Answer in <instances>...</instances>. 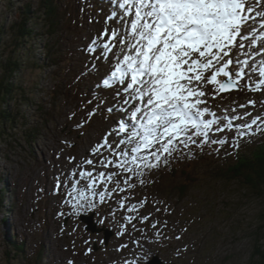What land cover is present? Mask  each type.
Listing matches in <instances>:
<instances>
[{"label":"rangeland","instance_id":"obj_1","mask_svg":"<svg viewBox=\"0 0 264 264\" xmlns=\"http://www.w3.org/2000/svg\"><path fill=\"white\" fill-rule=\"evenodd\" d=\"M54 1L62 12L67 11L56 30L49 25L43 0H0V26L4 24L8 29L2 42L11 40L10 27L22 21L34 36L28 44L14 49L20 58V70L13 80L17 89L27 90L32 104L22 100V95L17 96L18 102H9L10 110L19 112V119L0 139V264H124L138 255L148 261L157 255L166 264H251L257 247H264V195L244 180L228 175L236 159L231 144L222 148L210 144L211 154L204 153V158H198L200 148L195 145L182 149L170 158L166 165L170 164V169L160 164L146 171L144 185L134 178L131 183L136 187L126 192L113 191L115 185L108 184L111 197L106 195L105 202L100 203L96 196V207L87 215L93 212L97 227L114 234L105 245L104 231L94 234L86 230L80 220L83 214H78L73 207L75 201L68 196L71 186L75 180L80 181L78 187L85 186L92 178L82 179L79 172L93 171L96 191H103L105 185L99 182L98 173L118 171L112 167L93 170L92 165L81 164L88 159L109 157L107 151L98 157L91 155V150L123 115L106 110L117 103L116 99L105 101L115 97L117 89L97 87L113 70L109 66L111 58L96 60L86 51L93 37L104 29L105 18L114 5L110 0ZM108 27L119 25L113 21ZM59 40L64 50L70 48L72 52L71 77L68 72H57L55 66L46 67L45 58ZM5 54L1 53L3 63L8 61ZM212 87L208 85L205 91L211 94ZM249 100H255L257 106L238 107ZM262 101L264 92L245 88L221 93L209 101V107L218 114L225 107L264 114ZM89 112L95 115L89 116ZM218 135L231 138L232 133ZM115 139L109 137L110 142ZM254 140L261 144L264 137L258 135ZM248 143L249 138H245L240 147ZM187 155L194 160L180 164ZM187 165L195 179L189 188L183 185L192 180L183 174ZM117 178L123 187L122 178ZM124 197L128 199L121 209L119 202ZM145 199L144 207L127 211L131 204ZM125 216L137 219L128 224ZM144 216H149V220L141 223ZM153 222L157 223L156 228L151 227ZM122 224H127L123 235ZM133 225L137 230H133ZM15 244L23 252H18ZM124 245L127 247L122 248Z\"/></svg>","mask_w":264,"mask_h":264},{"label":"snow or ice","instance_id":"obj_2","mask_svg":"<svg viewBox=\"0 0 264 264\" xmlns=\"http://www.w3.org/2000/svg\"><path fill=\"white\" fill-rule=\"evenodd\" d=\"M110 3L114 7L105 18V27L93 37L86 51L96 60L111 58L113 70L97 87L117 89V103L106 110L123 115L91 150V155L98 157L107 151L109 157L88 159L81 164L92 165L93 170L112 167L118 171L98 173L99 182L105 185L99 192L93 171L79 172L80 178L92 179L83 187H78L80 181L75 180L68 192L78 214L94 210L96 196L100 203L105 202L106 195L110 198L108 184L115 185L113 191L126 192L136 187L131 181L139 178L143 186L146 171L161 163L167 165L173 154L182 149L195 145L203 150L209 144L221 148L231 144L238 149L245 138L264 137V114L238 112L237 107H225L218 114L209 107V101L221 93L245 88L264 92V0ZM113 21L119 27L109 28ZM92 68L95 70L96 65ZM208 85L213 86L211 94L205 91ZM256 106L255 100L238 105L240 109ZM220 133L232 136H219ZM109 137L117 139L110 142ZM117 177L122 178L123 187ZM126 199L119 202L121 209ZM145 203L146 199L133 203L127 211L136 212ZM136 219L124 217L128 224ZM147 220L149 216H144L140 222ZM151 227L156 228L157 223ZM121 228L123 235L127 224ZM133 230H137L135 225ZM141 260L150 264L143 255L125 260L124 264H139Z\"/></svg>","mask_w":264,"mask_h":264},{"label":"trees","instance_id":"obj_3","mask_svg":"<svg viewBox=\"0 0 264 264\" xmlns=\"http://www.w3.org/2000/svg\"><path fill=\"white\" fill-rule=\"evenodd\" d=\"M31 7V6H30ZM43 11L45 12V15L48 17V22L52 30H56L59 28V24L63 21V17L65 16V13L61 11L60 7L56 4L54 0H43ZM26 19L30 18V12L29 10L25 11ZM47 21V19H46ZM15 23V25L11 26L9 31H11V40H9L6 44L2 42V36L7 32L8 29L5 30V26L0 27V139H4L5 135L9 132V126H12L13 128L16 126V123L19 119V112H14L10 110L9 102L12 100H16L17 102L18 97L22 95V100L28 102V104H32L31 100L27 98V90L24 89H17L14 84V78L16 77L17 73L20 70V64L16 51L14 52V49H17V47L21 46L23 43L27 42L29 43L30 40H33L34 36H32V29L26 27V23ZM20 24V25H19ZM23 26V27H22ZM8 33V32H7ZM56 33V31H55ZM30 39H29V38ZM33 37V38H32ZM25 38V39H24ZM28 38V39H27ZM59 38V37H58ZM7 46V47H4ZM62 44H60V40L57 41L52 47V50H50L51 55L47 56L46 62L47 66L55 65L58 67V71L61 73L68 72L69 71L66 67L62 66V63L65 61L67 55H70L71 52L64 51L62 49ZM9 47L11 48V51H8ZM1 53H6L5 55L8 56L7 63H3L1 61ZM2 71L4 74L1 76ZM57 73V72H56ZM66 87V85H64ZM19 91V92H18ZM16 96V97H15ZM18 96V97H17ZM17 98V99H16ZM22 102V101H21ZM21 115V114H20ZM24 119V117H23ZM32 136V135H31ZM255 138H252L250 140V143H248L246 146L239 147L238 149L234 150V155L236 156L235 159V165L232 167H229V173L228 175L232 179H242L244 180L245 184L251 186L255 191L260 193L261 195H264V142L261 144H256ZM209 154L210 152L208 145L204 147L203 150H199L198 157L204 158V153ZM189 152H187L188 154ZM211 153V152H210ZM189 159L192 161L194 158H192L191 155H187L186 158H184V161L190 163ZM189 161V162H188ZM162 168H171L170 164L168 167L161 163ZM190 168L189 165H187V170L183 171V174L190 177L192 179L190 182L188 181L186 184L188 185L186 188H189L194 182L195 179L193 178V175L191 173L192 170H188ZM178 167H175L176 172H178ZM188 171V172H187ZM231 173V174H230ZM175 187V186H174ZM180 188L178 187L177 190ZM176 190V189H175ZM182 192V190L180 189ZM186 190H183V192ZM0 202H2V198H0ZM17 247V245H14ZM18 252H23L21 246L17 247ZM40 261L37 262L39 264ZM251 264H264V247L259 246L254 252L253 258L251 260Z\"/></svg>","mask_w":264,"mask_h":264},{"label":"water","instance_id":"obj_4","mask_svg":"<svg viewBox=\"0 0 264 264\" xmlns=\"http://www.w3.org/2000/svg\"><path fill=\"white\" fill-rule=\"evenodd\" d=\"M94 215L91 216H81V220L87 224L86 229L92 233L105 232V242L108 243L110 237L114 234L112 231L105 230L103 228H98L97 224L94 222ZM150 264H166L163 262L159 256H154L150 261Z\"/></svg>","mask_w":264,"mask_h":264},{"label":"bare ground","instance_id":"obj_5","mask_svg":"<svg viewBox=\"0 0 264 264\" xmlns=\"http://www.w3.org/2000/svg\"><path fill=\"white\" fill-rule=\"evenodd\" d=\"M9 3H10V2H9ZM10 13H11V12H10ZM19 13H20V11H19ZM20 15H22V14H20ZM6 16H7V15H6ZM22 17H23V16H22ZM20 20H21V19H20ZM24 20H25V19H24ZM2 21H3V20H2ZM4 22H5V21H4ZM19 25H20V24H19ZM1 26H5V25H4V24H1ZM1 26H0V27H1ZM22 27H23V26H22ZM1 28H2V27H1ZM5 29H6V28H5ZM7 32H8V30H7ZM4 40H5V39H4ZM34 42H35V41H34ZM35 51H36V50H35ZM109 66L112 67V64H110ZM105 67H106V66H105ZM102 96H103V95H102ZM102 96H100V97H102ZM15 97H16V96H15ZM100 97H99V98H100ZM103 98H104V97H103ZM110 99H111V100H114L115 97H114V96H110V97H108V99H106L105 101L108 102ZM122 99H123V97H121V100H122ZM115 101H116V100H115ZM115 101H114V102H115ZM112 102H113V101H112ZM111 105H112V104H111ZM110 130H111V129H110ZM12 225H13V224H12Z\"/></svg>","mask_w":264,"mask_h":264}]
</instances>
